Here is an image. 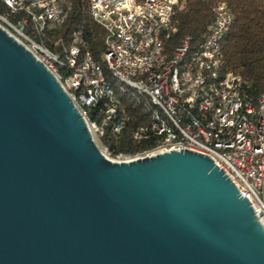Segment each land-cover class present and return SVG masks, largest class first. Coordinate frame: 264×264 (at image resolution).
Instances as JSON below:
<instances>
[{"label":"water","instance_id":"obj_1","mask_svg":"<svg viewBox=\"0 0 264 264\" xmlns=\"http://www.w3.org/2000/svg\"><path fill=\"white\" fill-rule=\"evenodd\" d=\"M213 160L107 158L0 25V264H264V223Z\"/></svg>","mask_w":264,"mask_h":264},{"label":"built area","instance_id":"obj_2","mask_svg":"<svg viewBox=\"0 0 264 264\" xmlns=\"http://www.w3.org/2000/svg\"><path fill=\"white\" fill-rule=\"evenodd\" d=\"M0 1L6 6L0 25L57 77L107 158L128 161L185 149L206 155L264 223V93L255 99L249 80L223 68L222 42L233 25L227 4L213 8L204 39L192 44L189 37L175 40L180 0H90V15L106 33L102 61L111 78L154 108L150 122L132 130L135 142L153 146L113 157L101 142L105 126L111 124L112 134L119 136L128 117L102 65L83 50L81 32L73 33L63 56L27 35L29 21L38 35L64 23L59 0ZM18 13L24 16L12 23ZM99 102L105 106L101 124L87 113Z\"/></svg>","mask_w":264,"mask_h":264},{"label":"trees","instance_id":"obj_3","mask_svg":"<svg viewBox=\"0 0 264 264\" xmlns=\"http://www.w3.org/2000/svg\"><path fill=\"white\" fill-rule=\"evenodd\" d=\"M59 2L65 13L64 23L38 35L33 29V23L29 21L27 35L42 43L51 52L63 56L64 49L71 44L73 33L81 32L85 40L83 50L89 52L102 65L105 76L115 88L119 106L128 117L126 128L119 136L112 134L111 124L105 126L102 144L111 151L113 157L119 154L134 155L152 147L153 144L149 141L135 142L132 139V130L138 125L150 122L154 108L147 98L121 91L117 82L111 78L102 61L106 33L90 15V0ZM219 3L227 4L233 15V25L222 42L223 68L249 80L250 94L257 99L264 93V0H180L174 18L175 40L189 37L192 44L202 41L206 28L214 17L213 8ZM5 11L6 6L0 1V14ZM23 16L22 13L16 14L12 23ZM104 110L103 102L88 107L89 119L101 124Z\"/></svg>","mask_w":264,"mask_h":264},{"label":"rangeland","instance_id":"obj_4","mask_svg":"<svg viewBox=\"0 0 264 264\" xmlns=\"http://www.w3.org/2000/svg\"><path fill=\"white\" fill-rule=\"evenodd\" d=\"M0 23H1V22H0ZM1 24H2V23H1ZM121 91H123V92H128L130 95H133V94L137 95L132 89H129V88H127V87H123V88L121 89ZM137 96H139V95H137ZM95 142L97 143L98 147L100 148V142H98L96 139H95Z\"/></svg>","mask_w":264,"mask_h":264}]
</instances>
